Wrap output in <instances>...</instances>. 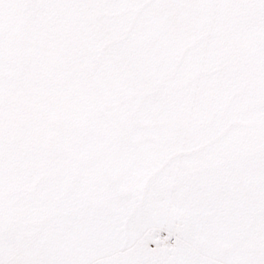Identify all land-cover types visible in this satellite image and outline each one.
<instances>
[{"label": "snow or ice", "instance_id": "6c2138e0", "mask_svg": "<svg viewBox=\"0 0 264 264\" xmlns=\"http://www.w3.org/2000/svg\"><path fill=\"white\" fill-rule=\"evenodd\" d=\"M0 264H264V0H0Z\"/></svg>", "mask_w": 264, "mask_h": 264}]
</instances>
